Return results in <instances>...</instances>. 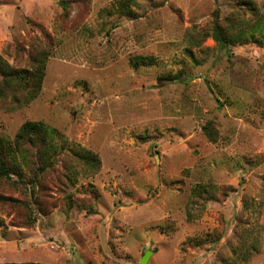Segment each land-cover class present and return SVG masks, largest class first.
Instances as JSON below:
<instances>
[{
  "label": "rangeland",
  "instance_id": "rangeland-1",
  "mask_svg": "<svg viewBox=\"0 0 264 264\" xmlns=\"http://www.w3.org/2000/svg\"><path fill=\"white\" fill-rule=\"evenodd\" d=\"M68 1L0 0V55L49 53L35 99L0 100V137L42 121L100 166L1 178L0 264H264V29L228 49L210 29L216 10L264 28V0Z\"/></svg>",
  "mask_w": 264,
  "mask_h": 264
},
{
  "label": "trees",
  "instance_id": "trees-1",
  "mask_svg": "<svg viewBox=\"0 0 264 264\" xmlns=\"http://www.w3.org/2000/svg\"><path fill=\"white\" fill-rule=\"evenodd\" d=\"M63 15L67 16L68 0H59ZM211 34L215 42L221 47L228 49L237 43H246L254 38V32L263 33V25L259 22L252 23L243 15L228 17L220 22L219 12L213 14ZM192 39H196L190 36ZM48 50H41L35 55H29L31 65L11 66L0 55V100H8L12 105H19L21 101L35 99L41 90L45 74ZM131 60L136 67L150 66L154 62L152 56H135ZM175 77V76H173ZM211 122L202 127L203 133L210 139L215 140L216 131L213 130ZM68 155L69 160L63 164L65 171L61 176L64 181L73 185L77 180V169L73 161L86 174L94 173L100 166L96 155L82 150H73L67 140L54 128L42 121L27 120L20 125L12 139L0 137V179H10L16 176L18 179L27 178L30 189L34 190L39 185L41 176L56 169L58 158ZM63 182V186L66 184ZM63 186H60L62 188ZM212 193V188L205 185H196L192 190V196L201 198L205 194ZM16 201V200H15ZM193 200H190V203ZM26 223L23 226H32L35 219L41 214L42 208L39 201L26 203ZM67 206L69 204L67 203ZM79 211L85 210L91 214L95 210L92 204L84 205L76 202L73 204ZM71 205L69 206V208ZM189 207V202L187 208ZM32 213H35L32 215ZM188 216L191 212L187 213ZM24 264H44L41 262H30Z\"/></svg>",
  "mask_w": 264,
  "mask_h": 264
},
{
  "label": "water",
  "instance_id": "water-1",
  "mask_svg": "<svg viewBox=\"0 0 264 264\" xmlns=\"http://www.w3.org/2000/svg\"><path fill=\"white\" fill-rule=\"evenodd\" d=\"M150 252L148 251L146 254H144V256L142 257V259H141V263L142 264H145L146 263V261H147V258H148V254H149Z\"/></svg>",
  "mask_w": 264,
  "mask_h": 264
}]
</instances>
